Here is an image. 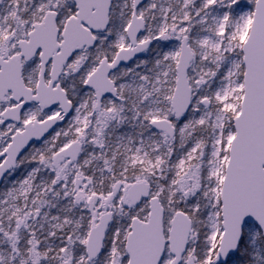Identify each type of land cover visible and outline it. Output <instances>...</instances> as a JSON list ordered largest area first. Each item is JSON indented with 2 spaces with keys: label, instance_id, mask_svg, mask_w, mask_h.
I'll list each match as a JSON object with an SVG mask.
<instances>
[{
  "label": "snow or ice",
  "instance_id": "obj_1",
  "mask_svg": "<svg viewBox=\"0 0 264 264\" xmlns=\"http://www.w3.org/2000/svg\"><path fill=\"white\" fill-rule=\"evenodd\" d=\"M0 264H264V0H0Z\"/></svg>",
  "mask_w": 264,
  "mask_h": 264
}]
</instances>
